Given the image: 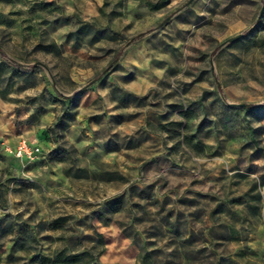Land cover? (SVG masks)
<instances>
[{
	"label": "rangeland",
	"instance_id": "374dc122",
	"mask_svg": "<svg viewBox=\"0 0 264 264\" xmlns=\"http://www.w3.org/2000/svg\"><path fill=\"white\" fill-rule=\"evenodd\" d=\"M103 249L264 264V0H0V264Z\"/></svg>",
	"mask_w": 264,
	"mask_h": 264
},
{
	"label": "trees",
	"instance_id": "16d2710c",
	"mask_svg": "<svg viewBox=\"0 0 264 264\" xmlns=\"http://www.w3.org/2000/svg\"><path fill=\"white\" fill-rule=\"evenodd\" d=\"M186 118H190L188 114H183ZM101 245H104L103 240H101ZM103 249L98 255H95L91 250H86L77 256H71L69 258L60 259V256L53 259L51 256H42L41 262L44 264H98L97 258L104 252Z\"/></svg>",
	"mask_w": 264,
	"mask_h": 264
},
{
	"label": "built area",
	"instance_id": "2783aa9c",
	"mask_svg": "<svg viewBox=\"0 0 264 264\" xmlns=\"http://www.w3.org/2000/svg\"><path fill=\"white\" fill-rule=\"evenodd\" d=\"M26 152L28 154H30V152L28 151L26 145H22V147L20 148V153Z\"/></svg>",
	"mask_w": 264,
	"mask_h": 264
}]
</instances>
